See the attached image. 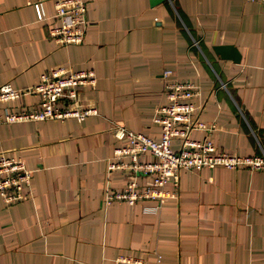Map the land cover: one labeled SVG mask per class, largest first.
Listing matches in <instances>:
<instances>
[{
  "label": "crops",
  "instance_id": "1",
  "mask_svg": "<svg viewBox=\"0 0 264 264\" xmlns=\"http://www.w3.org/2000/svg\"><path fill=\"white\" fill-rule=\"evenodd\" d=\"M30 1L0 0V85H34L58 65L91 68L97 81L82 96L99 114L0 123V153L33 171L27 199L7 204L0 195V264H118L121 255L264 264V166L183 168L158 214L104 199L128 176L107 170L117 145L111 121L159 137L165 69L197 85V117L213 129H194V138L264 157V2L85 0L84 42L58 44L55 19L38 20ZM46 9L53 15L52 1ZM218 44L235 45L240 61L216 54ZM37 102L36 94L0 101V115Z\"/></svg>",
  "mask_w": 264,
  "mask_h": 264
},
{
  "label": "built area",
  "instance_id": "2",
  "mask_svg": "<svg viewBox=\"0 0 264 264\" xmlns=\"http://www.w3.org/2000/svg\"><path fill=\"white\" fill-rule=\"evenodd\" d=\"M52 1L53 15L46 9V2ZM264 2V0H252ZM38 20L54 18L49 34L58 44L82 43L86 34L85 0H31ZM167 101L156 108L153 121L160 128L159 137L133 130L122 123H113V134L117 139L113 157L108 162V173L113 170L125 171V185L116 189L107 188L105 202H141L144 213L157 214L163 201L174 194L167 184L176 185L179 171L202 167L223 166L238 168L264 166L260 155H239L219 148L205 136L194 138V129L212 130V124L197 117V106L193 98L197 85L173 77L172 69L163 71ZM93 69H73L58 65L43 72L39 81L24 88H16L10 82L0 85V101L21 99L27 94H36V105L8 108L0 115L1 122L39 121L45 119H83L99 114L92 103L85 101L82 93L85 85H95ZM178 139V147L173 141ZM32 169L15 156L0 154V195L5 203L13 204L27 199L30 195ZM118 264H146L141 258L121 255Z\"/></svg>",
  "mask_w": 264,
  "mask_h": 264
},
{
  "label": "water",
  "instance_id": "3",
  "mask_svg": "<svg viewBox=\"0 0 264 264\" xmlns=\"http://www.w3.org/2000/svg\"><path fill=\"white\" fill-rule=\"evenodd\" d=\"M164 0H149L151 5H157ZM216 54L220 55L222 58H229L235 62H239L241 59V53L239 49L233 44H218L213 46Z\"/></svg>",
  "mask_w": 264,
  "mask_h": 264
},
{
  "label": "rangeland",
  "instance_id": "4",
  "mask_svg": "<svg viewBox=\"0 0 264 264\" xmlns=\"http://www.w3.org/2000/svg\"><path fill=\"white\" fill-rule=\"evenodd\" d=\"M87 3V2H86ZM86 16H87V12H86ZM37 17V16H36ZM86 32H87V27H86ZM85 36H86V34H85ZM164 83L166 84V81H164ZM96 108H97V106H95ZM98 109V108H97ZM98 112H99V110H98ZM92 115V114H91ZM93 115H95V114H93ZM112 123H111V129L113 128L112 126H113V123H118V122H116V121H111ZM123 124V123H122ZM113 130V129H112ZM143 132V131H142ZM0 154H4V153H0ZM6 155V154H5ZM107 167H108V165H107ZM158 214V213H157Z\"/></svg>",
  "mask_w": 264,
  "mask_h": 264
}]
</instances>
